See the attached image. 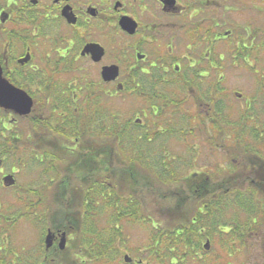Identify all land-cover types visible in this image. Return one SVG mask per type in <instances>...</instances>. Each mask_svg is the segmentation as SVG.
<instances>
[{"label": "flooded vegetation", "instance_id": "1", "mask_svg": "<svg viewBox=\"0 0 264 264\" xmlns=\"http://www.w3.org/2000/svg\"><path fill=\"white\" fill-rule=\"evenodd\" d=\"M261 13L260 0H0L1 77L31 102L25 115L0 106V264H144L128 251L123 203L101 218L100 185L109 178L117 193L123 168V183L132 182L119 195L139 213L152 186L134 179L133 154L152 162L150 177L177 178L174 157L161 159L168 143L189 157L191 172L178 177L200 180L173 192L187 187L193 198L183 197L194 203L187 222L211 223L196 216L225 195L214 180L226 171L197 170V145L227 156L218 132L208 144L214 125L228 126L225 67L259 59ZM231 36L239 56L229 59ZM247 221L245 230L219 222L218 264H247L244 245L251 238L246 252L255 251L261 220ZM210 245L201 239V250L179 252L188 258L174 264H216Z\"/></svg>", "mask_w": 264, "mask_h": 264}, {"label": "rangeland", "instance_id": "2", "mask_svg": "<svg viewBox=\"0 0 264 264\" xmlns=\"http://www.w3.org/2000/svg\"><path fill=\"white\" fill-rule=\"evenodd\" d=\"M260 6H262V13L260 15V33H259V41H260V48H259V59L256 61V63L251 67V66H243L242 64H233L231 61H229V64L227 67H225V75H226V86H227V122L228 126L227 129L233 133V136L236 137V140L238 139L240 144H242V147L247 149L248 151H257L261 153V158L256 157L252 155L250 158L252 161L256 162L255 168L257 164L262 165V170H256L253 173H257V177L253 176V174H248L245 175L246 178L245 182H237V187L236 190L239 189L241 191H244V193H247L249 188H258L263 186L261 189H256L258 192H254L253 190H250L252 193V199L258 203L257 206L258 208H255V215L257 216V220H261L260 223L258 222V227L256 229V232L258 233V237L255 239V245L256 249H250V253L247 254L246 250L249 247L251 248V238L246 239L248 243H246V250L244 253L245 257V263L247 264H257L258 260H260L261 264L263 263L264 260V44L261 43L262 40V31L264 32V0H260ZM229 19H232L234 22L239 23L240 16L238 13H229ZM234 36H231L230 41L231 43L229 44L228 47V58L230 59L231 56V48L233 47V41ZM239 94V96H237ZM248 110V114L250 118L252 117V120H249V123L241 125L242 129L240 131V128L238 130V126L241 123L242 120V111L243 109ZM254 123L258 132L262 133V136H260L262 139L257 140L258 135L256 133V130H252V126H254ZM216 140L219 142V135L216 134ZM260 139V138H259ZM244 143H243V142ZM224 144H225V150H227V156L226 158H222L220 156V151L216 150L214 153H218V155L215 154L216 158L214 159L208 157L206 155V152L208 150V147L200 146L199 144L197 145V160L195 165L197 166V170H205V169H215L217 168L216 164L218 166L221 165L223 169L226 171L223 175V183H221V178L217 179L215 178L216 181L214 183V186L216 185H222L223 189L228 188L230 183L233 182L234 184L235 179H231L229 181V176L233 177V174L227 173L230 169H232L233 165L232 163L235 162L234 158H231V155L234 154L236 151L239 152V148H235V142L232 137H228V133L225 134L224 138ZM245 144V145H243ZM248 144V145H246ZM255 144V145H253ZM168 146L165 147V150H167L170 154L175 155V163L174 165L177 167L178 170V176L180 174H187V172H191V169L188 168V165H186V162L181 159L178 155L180 148L178 146H172L170 143L167 144ZM253 145L254 147H250ZM141 153L139 151L135 152L133 154V158L137 159V155H140ZM182 155V154H181ZM180 155V156H181ZM183 156V155H182ZM181 156V157H182ZM249 156V155H248ZM187 160L189 161V157L184 156ZM249 158V157H248ZM193 159V158H191ZM204 162L206 159V164H202L201 162ZM233 162H231V161ZM165 162L167 160H164ZM142 164H146L145 159L142 157L141 159ZM182 162V163H179ZM218 162V163H216ZM178 163V164H176ZM216 163V164H215ZM205 165V169L204 166ZM119 166V165H118ZM121 166V165H120ZM125 166V165H124ZM199 166V167H198ZM126 167V166H125ZM143 167V166H141ZM137 167L132 165V171H133V177L134 179L139 177V176H145L146 179H144V182L147 184V186H152L151 190L146 194L147 197H145L144 200H139V205L141 207L140 212L145 216L148 214V218H152L150 221L154 222L155 226H163L164 228H170L177 226L180 223H187V218L189 217V205L191 201L189 202V199H193L190 194H188V189L187 187L184 188V192H179L177 194H174V190H178L180 186H193V183H196L197 181L200 182L199 179L192 180L187 178H182L176 176L177 180L173 181V179H168V178H161L162 181H158L154 179L153 177H150L147 172L138 169ZM151 170H155L152 162H150V168ZM176 170V168H174ZM124 173L121 175L119 174L115 178V183H117V188L116 191L118 194L119 192L122 191V189L130 187L132 180H130L128 183L124 184L123 182L127 180L128 178V172L125 173V170L121 168ZM189 170V171H188ZM248 172H245L244 174H247ZM121 176V177H120ZM184 176V175H182ZM253 180H250V178H253ZM249 180L252 182L250 183ZM114 183V181L112 180ZM114 183V184H115ZM221 189V187H220ZM126 195L125 197H128L129 194H123L122 196ZM216 195V196H215ZM212 195L211 197H217L219 196L218 194ZM188 196L189 199L185 202V199L183 197ZM220 198L222 196H219ZM218 197V198H219ZM210 196H208V199ZM217 198V199H218ZM229 196H226L224 200L222 201L225 205H227L230 200ZM222 199V198H221ZM134 200V199H133ZM144 201V202H143ZM228 202V203H227ZM144 203L146 205H144ZM142 204V206H141ZM186 204V205H184ZM254 204V203H253ZM240 210V211H239ZM235 209L234 207L228 206L227 212H225V216L222 214L217 213V216H223L221 219L224 221L231 222L233 225H238L240 229H247V227L243 228L246 224H249V222L246 220H253V218L250 219H245V213L241 209ZM111 211H106V212H101L102 216L101 218H107L108 215L112 214ZM139 212V213H140ZM248 214V213H246ZM253 214V215H254ZM141 215V213H140ZM27 216L22 217V219H26ZM148 220V219H147ZM149 220L147 221V224H140L141 222L136 221V219L133 222H129L127 224L128 227V244H129V249L128 251L131 253V255L135 258L140 257V260L143 261L144 264H174L175 259L172 260V262L168 261H157L154 259L153 256H150L149 254V240H147V237L150 234V231L152 229L151 226H154L153 224L150 225ZM225 222V223H226ZM235 222V223H234ZM222 224V223H221ZM174 225V226H173ZM254 227L253 225H251ZM247 234H249L248 231H246ZM245 232V233H246ZM242 233V231H241ZM244 233V234H245ZM214 238L213 243L217 240ZM224 238L220 237L219 241L221 244L218 246L214 244V246L208 251L207 258L210 259L214 257L213 262H217L216 264L219 263V260L217 259V256H220L221 250H222V241ZM260 249V251L258 250ZM201 250V249H200ZM220 250V251H218ZM248 251V250H247ZM253 251L255 252V257L257 254V261H254L253 259ZM249 255V256H248ZM206 257V256H205ZM248 260V261H247ZM119 262V260H117ZM247 261V262H246ZM185 264H194L190 261L185 262ZM214 264V263H213Z\"/></svg>", "mask_w": 264, "mask_h": 264}, {"label": "trees", "instance_id": "3", "mask_svg": "<svg viewBox=\"0 0 264 264\" xmlns=\"http://www.w3.org/2000/svg\"><path fill=\"white\" fill-rule=\"evenodd\" d=\"M263 34V38L261 40V43L264 44V32L262 31ZM232 52H231V56L230 58H237L239 56V50L236 49L235 46H233L231 48ZM264 81V80H263ZM242 111V120L241 123L238 126V130L240 128V131L242 129L241 125L247 124V122L249 123V120H252V117L250 118V114L248 113V110H246L245 108ZM249 114V115H248ZM228 118V117H227ZM228 123V122H227ZM256 123H254V126H252V130H256V133L258 135L257 140H261L262 138L260 136H262V133L258 132L259 130H257ZM212 139H210L208 141V144L210 146H214L215 144H217V140L215 137L217 132L219 134H221L223 136V140L225 138V134L228 133V137H232L234 142H235V148H239V152H235L234 154L231 155V158L235 159V162L232 163L233 167L232 169H230L229 171H227V173L229 174H233L232 176H229V181L233 178L235 179L234 184H232L233 182L230 183L228 189L225 192V195L222 196L221 198L219 196H217V198L212 199L210 202H208L207 210H210L208 215H199L197 214L196 216V220L199 219H207V220H212L211 223L208 224H200V222L198 221V223H191V222H187V223H180L177 226L174 227H170V228H164L163 226H151L152 229L150 231V234L147 238V240H149V254L150 256H153L155 260L157 261H168V262H172V260H179V259H187L188 257L186 255H182L180 258L178 257V253L179 252H195L200 250V241L203 238H208L210 240V247L212 248L214 246V244H216L218 246V244L220 245L221 242L219 241V238L222 236V232H221V227L222 224L219 223L222 219L223 216H225V212H227L228 210V206L234 207L235 209L237 208L238 210L241 209L244 213L245 219H256V215L255 213V208H258L257 204L258 202H256L254 200V198L252 199V193L253 191L256 193L258 192L256 189H261L263 186L258 187V188H254V186L252 188L247 189L248 192L244 193V191H241L239 189L236 190L237 187V182H245L246 178L248 179V177L245 178V175L248 174H253V176L257 177V173H253L254 171L258 170H262V165L257 164L256 168H255V164L256 162L252 161V159L250 158L252 155L261 158V153L257 152V151H248L247 149H245L244 147H242V144H240L239 140H236V137L233 136V133L230 131V129L228 130L226 126L224 127H220L219 126V130H216V127L214 125V127L212 128ZM260 138V139H259ZM243 142V141H242ZM244 143V142H243ZM245 145V144H243ZM248 145V144H246ZM255 145V144H253ZM253 145H251L250 147H254ZM249 155V156H248ZM175 155H172L170 153H168V155H165L164 157H162L161 159L163 160H167L166 162H168V159H171L172 157H174ZM264 156V155H263ZM136 158H133V166L137 167L138 169H141L143 171H147V168L145 165L146 164H142L141 159L142 156L137 155ZM249 157V158H248ZM218 163V162H216ZM215 163V164H216ZM186 165H188V162L186 161ZM143 166V167H141ZM189 166V165H188ZM217 168H215L213 170V174H220L223 173V169H221L220 166H218L216 164ZM137 169V170H138ZM256 169V170H254ZM149 171H151V169H149ZM245 172H248L247 174H244ZM252 176V177H253ZM253 178H250V180H253ZM158 181H162L161 178H154ZM173 179V181L177 180L176 178H171ZM249 180L250 183H252ZM102 183L100 185L101 187V212H106V211H111L114 207V204H120L123 203V205L125 207L120 208V206H117L119 213H121L123 215V217L126 216V218H128L129 222H133L135 219H140L141 216L139 213H137L136 208L134 207V200H130L128 199V197H125L126 195L122 196L119 195L116 192H113V194H109L107 189H109V187H111L109 185V182H111V179L107 178L106 180L102 179ZM250 190H253L252 192ZM226 196H229V200L230 202L225 205L222 201L224 200V198ZM113 199V200H112ZM192 202V201H191ZM254 203V204H253ZM194 203H191L190 206H192ZM116 208V209H117ZM218 208V209H217ZM191 208H189L190 210ZM240 211V210H239ZM219 212V214H222L223 216H217V213ZM248 213V214H246ZM225 214V215H224ZM254 214V215H253ZM109 217H113L112 214L108 215L107 218ZM148 220L150 221L151 219L148 218ZM151 222V221H150ZM152 224V222L150 223V225ZM247 227L248 225L246 224L243 228ZM106 228H109L108 226H101L102 229V234L103 231L106 230ZM238 228V227H237ZM202 231V233H201ZM108 232V231H107ZM106 232V233H107ZM243 233H245L243 231ZM111 233H109L108 235H110ZM112 236V235H110ZM217 240L213 243L214 238ZM111 240H113V238H110V240L108 241V243H106L108 246H110L111 244ZM102 244L104 242V240H101ZM220 251V250H218ZM186 257V258H185ZM170 262V263H171Z\"/></svg>", "mask_w": 264, "mask_h": 264}, {"label": "water", "instance_id": "4", "mask_svg": "<svg viewBox=\"0 0 264 264\" xmlns=\"http://www.w3.org/2000/svg\"><path fill=\"white\" fill-rule=\"evenodd\" d=\"M114 76L117 75L114 72ZM0 106L5 109H11L14 112L25 115L29 113L31 102L28 98H26L23 93H19L16 89L12 88L6 81H4L1 77L0 71ZM204 248H208V242L204 245Z\"/></svg>", "mask_w": 264, "mask_h": 264}]
</instances>
